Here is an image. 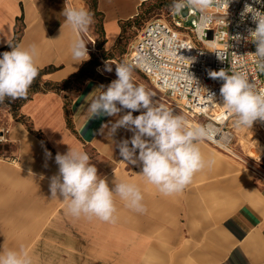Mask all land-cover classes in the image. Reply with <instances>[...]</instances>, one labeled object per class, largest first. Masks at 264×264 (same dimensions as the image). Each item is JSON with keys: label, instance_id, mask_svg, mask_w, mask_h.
Returning a JSON list of instances; mask_svg holds the SVG:
<instances>
[{"label": "crops", "instance_id": "obj_1", "mask_svg": "<svg viewBox=\"0 0 264 264\" xmlns=\"http://www.w3.org/2000/svg\"><path fill=\"white\" fill-rule=\"evenodd\" d=\"M149 1L152 0H96L105 51L115 46L122 25L131 21L140 6ZM66 6H70L68 0H0V50L2 53L11 51L10 45L20 29L15 46L35 44L40 53L39 70L53 68L40 76L41 83L60 84L75 76L85 62L78 64L70 55L69 43L80 34L73 33L67 25L63 15ZM101 85L99 80L87 78L75 91L33 94L19 110L32 132L23 123L14 121L8 111L4 116L3 121L10 125L7 143L23 155L26 173L13 170L5 175L7 169L0 168V182L6 177L12 189L31 187L24 195L8 194L12 201L16 200L17 206L25 208L30 218L35 207L33 197L55 203L58 219L54 225L59 234L56 239L41 236L40 245L50 241L63 246L66 243L62 236L66 235L70 240L67 245L72 246L73 251L68 258L59 251L54 254L28 251L31 261L45 264H76L77 260L83 264L97 261L144 264L147 260L152 264H264V185L251 173L250 178L240 174L233 165L214 164L196 173L183 192L171 196L161 194L141 175L142 165L124 161L119 154L116 143L130 140L133 132L119 128L112 140L107 137V129L101 134L102 125L110 128L111 123L130 110L122 109L114 117L88 119L91 95L99 94ZM137 115L140 112H133L134 117ZM199 147L205 154V148ZM69 148L87 152L98 176L106 178L110 187L119 182L135 183L142 192V203L147 211L140 213L128 208L116 195L114 223L67 214V204L51 196L49 184L50 178L59 172L56 154H65ZM16 204L12 202L3 211L0 206V252L25 251L27 247L22 245L33 241L32 220L29 223L14 221L16 217L9 222L1 219L2 213L15 215ZM18 226L25 234L14 232L11 236V231Z\"/></svg>", "mask_w": 264, "mask_h": 264}, {"label": "clouds", "instance_id": "obj_2", "mask_svg": "<svg viewBox=\"0 0 264 264\" xmlns=\"http://www.w3.org/2000/svg\"><path fill=\"white\" fill-rule=\"evenodd\" d=\"M230 0H173L171 10L182 15V10L195 9L201 13L202 28L210 23L209 9L224 8ZM257 3L260 0H256ZM251 13L254 30L249 29V39L256 46L257 72L264 74V12L245 4L243 13ZM66 23L73 33L86 31L93 23V14L85 7L66 6L63 10ZM239 39V37H236ZM87 43L75 36L69 43L72 59L82 63L89 59ZM11 46V51L0 54V103L5 99H26L29 89L39 75V49L35 44L28 47ZM219 59H221L218 56ZM222 60V59H221ZM223 61V60H222ZM112 71V64L106 63ZM134 65L127 62L115 64L116 79L109 85H101L99 94L91 95L87 106L88 119L100 116H117L122 109L130 111L111 123L101 126V134L107 129L112 140L119 128L133 132L130 140L116 143L124 161L142 165L141 175L146 181L165 195L179 194L191 183L193 176L215 164L206 159L199 143L213 139V133L205 126L190 125L183 115L153 101L155 94L143 84H136ZM209 77L223 81L220 87L222 107L234 118L235 126L251 128L254 121H264V91L257 88L244 71H209ZM213 99L214 94H209ZM119 105V107H118ZM143 109V111H141ZM133 112L140 115L133 116ZM131 145V146H130ZM138 150V155H137ZM47 155L51 157V153ZM55 162L59 172L50 178L52 197L67 202L66 212L74 218L81 216L98 218L104 222H115L117 211L114 196L118 195L126 206L136 212H146L143 195L135 183L119 182L110 187L106 178L98 176L90 156L79 148H69L65 154L57 153ZM0 264H32L26 251L8 250L0 252Z\"/></svg>", "mask_w": 264, "mask_h": 264}, {"label": "built area", "instance_id": "obj_3", "mask_svg": "<svg viewBox=\"0 0 264 264\" xmlns=\"http://www.w3.org/2000/svg\"><path fill=\"white\" fill-rule=\"evenodd\" d=\"M245 4L264 12V0H230L228 7L209 9L206 14L212 20L201 28L199 11L185 8L187 16L182 17L171 10L170 22L153 19L143 25L125 57L163 103L187 116L190 125L205 126L213 133V139L204 142L244 163L255 180L264 185V156L249 164L236 154L234 118L222 107L219 94L223 81L208 75L221 69L230 74L244 71L264 91V74L257 72L252 55L256 46L247 39L256 23L251 13L241 15ZM187 21L189 25L185 26ZM209 94H214L213 99ZM254 123L264 139V121Z\"/></svg>", "mask_w": 264, "mask_h": 264}, {"label": "rangeland", "instance_id": "obj_4", "mask_svg": "<svg viewBox=\"0 0 264 264\" xmlns=\"http://www.w3.org/2000/svg\"><path fill=\"white\" fill-rule=\"evenodd\" d=\"M92 0H68V3L70 6L75 7H85L89 12L93 14V23L90 25V27L80 33V37L85 40L87 43L86 47L89 50L88 55L89 59L84 62L85 65V78L80 79L78 82H72L69 85V89L71 91H75L79 85L82 83L83 80L87 78H95L101 82L102 85L107 86L109 85L113 80H115L116 72H115V64L126 62V54L128 52L129 46L134 41L135 37L137 36L138 32L141 30L143 25L153 19H163L168 22L171 21L170 19V11H171V5L173 3V0H152L147 3H143L139 10L138 14L128 23L125 25H122L121 28V34L115 44V46L108 51L104 50L103 42L104 37L102 33V20L101 17L95 13L94 9H92L91 6ZM189 25V21L186 22L185 26ZM94 48V49H92ZM112 64V71L109 72L106 70V63ZM133 77L134 82L136 84H143L148 90L153 92L155 96L153 97V101H163L161 100L160 95L151 87L149 82L146 80V78L139 73L135 68L133 70ZM156 103V102H155ZM159 105L158 103H156ZM165 104V103H163ZM166 105V104H165ZM167 106V105H166ZM171 108V107H170ZM173 111L177 112V114L183 115L181 112L171 108ZM9 112V109L6 106H0V132L3 133V138H1L0 133V168L7 169V173L5 175H8L9 172L15 170L19 173H26L25 168L26 164L24 161V157L22 154L18 153L16 149L11 147L7 143V135H8V129L9 124H6L3 120L5 119L4 116L6 115V112ZM186 120H188L187 116L183 115ZM13 118V116H12ZM14 121L17 122L16 119L13 118ZM23 124L25 126H28V123L24 120ZM22 123V122H21ZM191 122H189L190 124ZM234 123V122H233ZM237 135H238V144L235 147L236 154L242 159L245 163H253L252 159H257L260 156H264V139L260 136L258 129L253 123L251 128H242L237 127ZM200 146L205 148V156H208L209 159H214L215 164L217 165H233L236 168V171L240 174H246L249 178L251 176L250 172L247 171V168L244 163L237 159H232L231 157H228L225 153H222L212 146L208 145L206 142L202 141L199 143ZM262 148V149H261ZM257 150V151H256ZM3 172V171H1ZM34 175V174H32ZM36 176V175H34ZM40 178L39 176H37ZM34 184H32V187ZM261 188V187H260ZM25 189V190H24ZM31 189L30 186H22L18 187L16 186L15 189H12L10 186V180L4 179L0 182V206H3L2 211L5 206L11 205L12 202L16 204V200L11 199L9 197V193H12V196L15 197V195H24ZM34 200V210L31 213L32 218L26 215L25 208L23 206H20L16 204L18 207V210L16 211L15 215L4 216V213L1 215L2 221H14L19 222L20 220H26L30 223L32 220L33 222V234L32 238L33 241L30 245H22L26 248V252L33 251L34 253H41L44 254H54L59 251V253L62 252L63 256L65 258L69 257V254H72L73 251L68 244L70 242L68 236H62L65 239V243L63 246L58 245L55 242H47L40 245V237L50 236L54 239L58 236L59 233L56 231V225H54V222L56 219H58L57 216V210L55 203H52L51 201L46 202L45 199L42 198H36L33 197ZM32 200V201H33ZM67 204V202H64ZM37 206V207H36ZM5 226V225H4ZM51 228V229H50ZM6 231V230H5ZM14 232H17L19 235H24L25 232L23 229H20L19 226L17 229L11 231V236L14 235ZM3 239V238H2ZM61 241H64L61 239ZM68 244V245H67ZM84 244H81V246ZM83 248V246H82ZM84 252H82V256H84ZM72 257V255H71ZM32 264H45V262H40L38 260L31 261ZM56 263V262H52ZM76 264H80L79 260L75 262ZM85 263V262H84ZM103 264L102 262H93V264ZM144 264H152L151 260H147L143 262ZM72 264V263H71ZM86 264V263H85ZM108 264H121L120 261H111L108 262Z\"/></svg>", "mask_w": 264, "mask_h": 264}, {"label": "trees", "instance_id": "obj_5", "mask_svg": "<svg viewBox=\"0 0 264 264\" xmlns=\"http://www.w3.org/2000/svg\"><path fill=\"white\" fill-rule=\"evenodd\" d=\"M91 6H92V9H94L95 13L100 16V14L96 12V0H92L91 1ZM20 33H21L20 29L16 31L15 37H14V41L12 42V46H15L17 44V42L19 40ZM0 54H2L1 50H0ZM85 65L86 64L82 65L80 71L75 76L71 77L70 79H68L66 81H63L60 84H52V83H47V82L46 83H41L40 82V76L45 74V73H47V72L53 71V68L52 67H48V68H45L44 70H39V75L34 80L33 84L31 85V87L29 89V92H28V96H27L26 99H17V100L13 101V100H10V99L6 98L3 103H0V106H6L9 109V112L12 113L13 118L16 119L17 122H22L23 123L22 120H24V121H26V120L22 116H20L19 110H20L21 106L26 101L31 99L33 94L44 93V92H49V91H53V92H57L58 93L61 90L69 89V85L72 82H75V81L78 82L80 79L85 78V77L88 76V75L85 76V74H84L85 73V68H86ZM65 113H66V117L68 118L66 109H65ZM67 123L69 125V118L67 120ZM26 128H27V130L29 132H32V130H31L29 125L26 126ZM38 137H39V135H38Z\"/></svg>", "mask_w": 264, "mask_h": 264}, {"label": "bare ground", "instance_id": "obj_6", "mask_svg": "<svg viewBox=\"0 0 264 264\" xmlns=\"http://www.w3.org/2000/svg\"><path fill=\"white\" fill-rule=\"evenodd\" d=\"M88 52H89V50H88ZM155 102L156 103H158L159 105H164L166 108H168V109H170V110H172L169 106H166L165 104H163L161 101H156L155 100ZM173 111V110H172ZM174 112V114H177V112H175V111H173ZM188 122H189V120H187ZM262 149V148H261ZM229 152H231V150H228ZM257 151V150H256Z\"/></svg>", "mask_w": 264, "mask_h": 264}, {"label": "water", "instance_id": "obj_7", "mask_svg": "<svg viewBox=\"0 0 264 264\" xmlns=\"http://www.w3.org/2000/svg\"><path fill=\"white\" fill-rule=\"evenodd\" d=\"M182 17H186L187 16V9H183L182 10Z\"/></svg>", "mask_w": 264, "mask_h": 264}]
</instances>
